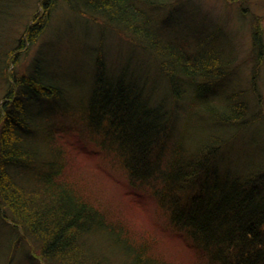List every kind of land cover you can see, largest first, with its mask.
<instances>
[{
	"label": "trees",
	"instance_id": "16d2710c",
	"mask_svg": "<svg viewBox=\"0 0 264 264\" xmlns=\"http://www.w3.org/2000/svg\"><path fill=\"white\" fill-rule=\"evenodd\" d=\"M60 2L84 34L89 20L101 39L120 35L127 55L108 63L99 47L93 60L86 58L83 73L89 77L76 74L64 82V76L55 82L43 75L47 57L36 54L27 64ZM27 3L0 0V81L7 85L0 98V219L14 232L12 241L25 242L37 264H163L147 256L146 245L130 241L102 207L65 190L70 150L81 161H92L99 175L117 181L122 172L125 186L141 185L146 194L138 197L140 207L153 201L162 218L189 236L200 264H264V136L254 138L255 155L248 151L252 156L244 155L241 168L219 163L224 146L238 135L251 143L253 126L264 133V102L255 100L257 116L254 105L250 108L264 56L261 26L254 22L249 33L247 87L237 80L235 93L221 94L222 103L219 98L215 104L220 83L238 71L235 50L201 26L189 39L170 22L177 1L35 0L15 36L14 10ZM177 101L191 112L192 128L198 119L203 129L171 144L167 138L176 120L181 122ZM56 116L83 133L79 151L60 142ZM25 133L34 134V141ZM7 242L0 264H12L11 237Z\"/></svg>",
	"mask_w": 264,
	"mask_h": 264
},
{
	"label": "rangeland",
	"instance_id": "374dc122",
	"mask_svg": "<svg viewBox=\"0 0 264 264\" xmlns=\"http://www.w3.org/2000/svg\"><path fill=\"white\" fill-rule=\"evenodd\" d=\"M175 1H177V5L170 16V22L181 28L185 33L187 32L190 36L189 39L193 37L192 34L195 33L193 31L198 30V27L201 26L207 32L208 30L209 32L210 30L215 31L219 38L227 43L225 47L233 46V50H235V62L239 65L238 71L234 73L231 78L228 77L227 81V78H225L220 83L221 87L219 88L221 92L218 93V99H214V103L215 101L218 103L219 98L220 103H222L224 95L221 94H225L226 96L231 95V93L234 94L237 80L239 82L245 81L244 84L247 87L249 74L251 72L250 65H248L249 61H251L249 33L250 29L253 28V23H258L262 28V38L264 41V0ZM27 2L26 5L19 7V10H14L13 30L16 31L15 36L21 33L24 28L25 20L29 14L35 10V7H33L35 0H27ZM71 3H73V0H71ZM68 8L65 2L59 3L57 10L53 13V17H51L48 30L37 38L30 49L27 64L36 54L47 57L46 60L48 63H45L46 66H44L43 75L47 73L46 75L51 79L54 78L52 79L53 81L58 80V77L59 81H62L60 77L64 76V82L66 79H70L76 74L89 77V75L83 73L86 71L83 67L89 65V60H86V58L93 60L99 47L105 55L106 61L109 60L108 63H111L116 56L119 57L122 55V57H125L127 55L128 51L125 50L127 47L124 41L121 40L122 38H118L120 35L117 34L116 36V34L113 33H106L104 38L101 39L96 24H93V22L89 20V24L85 23L87 31L84 34L80 31L81 26L74 24V18L71 17L72 12H70ZM77 16L81 17L79 15ZM81 18L86 20L84 17ZM213 24L219 27L216 26L215 29ZM122 31L123 30H121V33L126 36V32ZM205 36L207 35L204 34V37ZM210 46L212 47V43ZM245 60L246 62H243ZM259 67L258 77L254 80V82H256V96L252 93L255 98L254 102L250 103V108L254 105L251 108L252 112L255 109L258 110L254 114L256 116L260 113L259 106L255 104V100L260 99L261 102H264V56ZM76 70L79 71L76 72ZM233 78L236 79L233 80ZM81 79L82 76L79 77V81ZM6 88V83L0 81V98L3 97ZM177 102H181V105L183 104L182 101ZM37 106L43 111V105L37 103ZM29 107L31 108V106ZM46 107L47 106H45V108ZM184 107L185 106L182 105L180 112H178L181 122L176 120L174 131H172L171 135L167 138L168 140L166 139L167 143L170 142L172 144L177 140L179 135L190 139L192 130L203 129L198 123V119H195L192 128L193 116L191 112L187 111ZM46 114L48 113L45 112L44 115ZM66 115L69 116L68 114ZM46 119L48 121L49 116ZM54 119L60 120V123H58L59 130L57 131L60 142L66 147H72L78 150L77 142L83 139V133L75 129L66 128L67 120H62L63 118L61 116L53 117L52 120ZM200 120L204 121L205 117H202ZM261 124L263 125V122H261ZM249 132L254 136L251 139V143H246V136L244 133H241L235 137L233 142H230L227 147L224 146L219 158L221 167L226 168L230 166L231 168H241L243 164L242 160L245 159L243 158L244 155H251L248 154V151L252 153L253 156L255 155L256 149L255 145H252V142L254 138L259 140L264 136V133L263 131H261V133L258 132L256 125L253 126ZM35 133H37V131ZM196 134H198V138H200V134L202 133L198 132ZM32 135L25 133L28 139L34 141L35 138H32ZM193 135L191 137H193ZM32 141L27 140V143L31 145ZM61 143L59 144L62 145ZM188 144L189 142H187V145ZM69 152L70 153L67 154L71 155H69V157L67 156L68 162L66 168L63 170L64 176L62 178V181L67 185L65 190L73 192L74 195L86 203L89 202V205L95 204L94 206L102 207L104 209H102V211L107 213L108 220L114 224L121 225L123 230L128 234L127 236L130 241L138 246L146 245L149 254L147 255L148 257L157 259L158 262L163 264H200L199 261L195 259V248L189 236L183 231H179L178 233L177 229L173 228L172 224H170L167 219L162 218L163 212L158 209L155 204H152L153 201L148 203L144 208L140 207L138 204V197L140 199V197L146 194H142V191H146L141 185H132V187L129 186V188L125 186L124 183L126 182V178L124 174L122 175V172L118 175L117 181H112L109 178V174L99 175L94 171L92 161H89V163L83 160L81 161L77 158L78 156L75 153L70 150ZM168 155V150H166V155L164 157H168ZM8 175L14 178L12 174L8 173ZM128 189L131 191L127 194ZM2 209L7 210L6 207ZM10 237L12 243L10 242V251L7 256L10 254L9 256L12 258V264H17L18 262H20V264H37L36 260H32L31 257L28 256V252L32 256H34V254L31 253L29 249L27 250L28 247L25 242L21 239L14 242L16 236L12 230L7 229V224L3 219H0V261L2 262V253L6 251L5 247ZM12 239L14 240L12 241ZM35 239L37 240L36 243L40 245L37 246L42 247L38 239Z\"/></svg>",
	"mask_w": 264,
	"mask_h": 264
}]
</instances>
